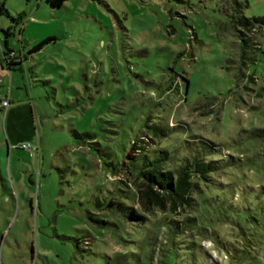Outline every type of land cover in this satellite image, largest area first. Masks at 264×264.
<instances>
[{
    "label": "rangeland",
    "instance_id": "374dc122",
    "mask_svg": "<svg viewBox=\"0 0 264 264\" xmlns=\"http://www.w3.org/2000/svg\"><path fill=\"white\" fill-rule=\"evenodd\" d=\"M236 1L245 0H66L59 8L47 0H4L0 98L9 104L0 110V264H115L123 253L125 264H163L168 217L178 221L179 242L196 251L179 245L164 264H230V250L242 242L258 259L251 264H264V239L244 235L242 241L232 217L264 232V195L257 223L230 213L184 230V216L191 222L199 211L209 216L204 207L145 212L137 196L143 179L124 166L138 167L140 154L198 136L247 164L213 175L219 189L264 190V171L257 169L264 167V146L237 136L243 128L264 127L262 27L244 29L258 37L256 60L245 68L254 78L238 82L236 69L226 67L243 51L235 18L264 15V0H247L241 12ZM8 26L13 33L6 36ZM47 37L52 40L31 50ZM6 39L24 56L20 65L6 66ZM159 123L175 130L160 138L146 133ZM22 142L38 152L14 147ZM205 195L192 194L197 200ZM119 196H129L123 200L146 216L144 224L111 214L117 212L108 202ZM253 198L245 203L256 205ZM239 200L233 188L224 201ZM88 213L111 224L99 227Z\"/></svg>",
    "mask_w": 264,
    "mask_h": 264
},
{
    "label": "trees",
    "instance_id": "16d2710c",
    "mask_svg": "<svg viewBox=\"0 0 264 264\" xmlns=\"http://www.w3.org/2000/svg\"><path fill=\"white\" fill-rule=\"evenodd\" d=\"M48 3L52 7H60L66 0H47ZM237 12H241L242 7L246 6L247 0L242 2H235ZM7 13L4 8V0H0V14ZM235 17V16H233ZM235 22L241 28L239 30V36L242 42V54L238 63L235 60H229L226 67L228 69H236L235 77L237 81H242L244 78H254V76H246L245 68L248 63H252L256 60L255 51L259 50V44L257 43L258 37L264 38V15L262 16H253V17H245L243 15L237 16L235 18ZM262 27V35L253 38L247 34H245L244 29H252L254 27ZM6 36L11 35V26H8L4 31ZM52 40L51 37H47L40 41L38 44L33 46L31 50L40 49L45 43ZM248 52L252 53L251 55L247 54ZM2 58L7 67H11L12 65H20L24 59V56L20 53H17L15 50L10 49L5 43L4 48L2 49ZM264 79V73H263ZM263 89V87L261 88ZM259 94L261 92L259 91ZM211 103V102H210ZM147 134L153 135L155 137L160 136H169L173 133L175 128H169V126L165 123L152 124L148 125ZM75 136L78 138H88L93 139L91 133L84 132L78 133L75 132ZM239 139L251 140V141H259L264 146V127H251V128H243L237 134ZM138 139V138H137ZM131 140L132 147H135V141ZM235 140V139H233ZM221 144L216 143L211 140H207L200 137H191L185 138L181 141L176 142L172 147L165 148L162 147L160 149H154L153 156L150 157V153L145 154L142 153L141 165L138 167H134L132 165L124 164L126 168L130 170V172H137V177H141L143 179L141 186L137 188V196L142 202L143 208L145 212H149L153 207H156L159 210L167 211L168 213L175 212L178 208H182L183 210H190L189 212L197 211L198 208L204 207L205 212L208 213L209 216L203 215L199 211V215H197V219L195 222H191L187 216H184L182 222L183 229L186 230L188 227H193V229L198 230V227L205 228V223H209L212 219V215L215 218H220L222 216H231L230 213H244L245 223H249L248 220L253 219V222H258L257 214L258 212L263 213V206H261L262 198L261 195H264V190L260 187V191H247L241 190L235 187H225L219 189L214 182L213 175H223L230 168L241 169L246 163H237L235 162L231 156L226 155L223 156ZM262 157H264V148L261 153ZM132 159L136 158V155L131 156ZM174 159L176 162L174 167L171 169L164 168L163 164L166 161H170ZM248 164H252V162L248 159ZM254 164V163H253ZM123 166V167H124ZM258 170H263L264 167L261 165L257 166ZM135 174V173H134ZM236 189L240 194V200L238 202H230L228 204L225 203L226 197L228 194H231L232 190ZM121 190V189H119ZM220 190V193L217 195L218 198H214V196L210 195V192ZM121 192H125L122 191ZM251 192H255L257 195H253ZM202 194L206 193V195L200 199H195L192 194ZM256 200V205H252L249 203H245L246 199ZM123 199H129L128 197L119 196V198H113L108 202V207L117 213H111L120 216L124 220L128 221H136L144 224L146 222V216L139 213L134 207L127 204ZM247 214V215H246ZM235 215V214H234ZM254 216V217H253ZM88 219L96 224L99 227H103L111 224L108 220L99 218L96 213H88ZM240 223L239 237H242V241L244 240L243 236L245 235L247 238H251L253 242L262 243L264 239V232L259 231L255 226H248L241 223L236 216H232ZM205 222V223H204ZM167 226V239L166 244L161 243L160 249L163 251V264L165 263V258L167 253L175 247L184 244L186 247L191 250H195L192 247L193 244L187 245V243H180L179 240L181 234L179 232L178 221L168 217V221L163 222ZM86 240V239H85ZM190 242L191 241H186ZM79 241L76 242L78 244ZM254 244L249 245L251 249H253ZM248 244L242 242V244L230 250L231 261L230 264H251L254 260H258L254 255L249 256V250L247 249ZM196 251V250H195ZM126 253L122 255H118L115 257V264H125ZM106 256V260H107ZM119 257H122L120 259ZM110 258V257H108ZM233 260H237L233 262ZM197 261H199L197 259ZM107 264H113L112 259Z\"/></svg>",
    "mask_w": 264,
    "mask_h": 264
},
{
    "label": "built area",
    "instance_id": "2783aa9c",
    "mask_svg": "<svg viewBox=\"0 0 264 264\" xmlns=\"http://www.w3.org/2000/svg\"><path fill=\"white\" fill-rule=\"evenodd\" d=\"M2 79L0 78V82ZM9 104L8 97L0 98V110H3ZM15 148L25 149L29 152L31 156L38 152V146L33 145L31 142H22L20 144L14 145Z\"/></svg>",
    "mask_w": 264,
    "mask_h": 264
},
{
    "label": "crops",
    "instance_id": "0c3cea01",
    "mask_svg": "<svg viewBox=\"0 0 264 264\" xmlns=\"http://www.w3.org/2000/svg\"><path fill=\"white\" fill-rule=\"evenodd\" d=\"M61 7V6H60ZM53 8H55V7H53ZM57 8H59V7H57ZM11 31H12V26H11ZM13 33V31L11 32V34ZM4 43L10 48V49H13V50H15L13 47H10L9 46V44H8V40L6 39L5 41H4ZM3 49V48H2ZM2 49H1V53H2ZM22 53V52H21ZM1 82H3V81H1ZM0 149H1V146H0ZM2 174V170H1V168H0V176H1V178L5 181V176Z\"/></svg>",
    "mask_w": 264,
    "mask_h": 264
},
{
    "label": "water",
    "instance_id": "95a60500",
    "mask_svg": "<svg viewBox=\"0 0 264 264\" xmlns=\"http://www.w3.org/2000/svg\"><path fill=\"white\" fill-rule=\"evenodd\" d=\"M32 183V182H31Z\"/></svg>",
    "mask_w": 264,
    "mask_h": 264
}]
</instances>
